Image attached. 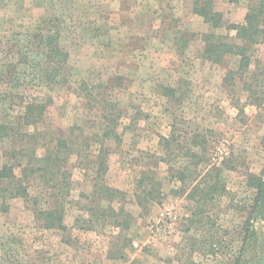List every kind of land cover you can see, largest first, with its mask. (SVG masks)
<instances>
[{
  "label": "rangeland",
  "instance_id": "374dc122",
  "mask_svg": "<svg viewBox=\"0 0 264 264\" xmlns=\"http://www.w3.org/2000/svg\"><path fill=\"white\" fill-rule=\"evenodd\" d=\"M194 1L0 0V135L12 129L0 136V165L16 162L9 153L19 155L24 134L92 137L110 105L111 118L121 114L120 140H105L104 179L122 192L123 200L111 204L131 216L122 233L106 222L109 210L96 215L105 221L94 218L85 229L96 204L92 171L79 164L95 160L94 152L72 153L64 229L46 228L26 199L0 198V264H264V205L259 199L255 207L250 185V176L264 178V42L249 45L248 67L228 81L239 57L214 63L203 52L210 33L237 42L227 26L243 21L258 0H212L222 14L216 28L193 12ZM54 44L62 56L49 61ZM164 86L176 89L174 98ZM31 98H51L36 127L20 123ZM173 121L178 146L170 168L159 160L158 136H168ZM199 136L207 145L203 173L224 185L204 205L187 198L190 184L181 193L174 172ZM143 171L161 182V198L145 209L135 199Z\"/></svg>",
  "mask_w": 264,
  "mask_h": 264
},
{
  "label": "trees",
  "instance_id": "16d2710c",
  "mask_svg": "<svg viewBox=\"0 0 264 264\" xmlns=\"http://www.w3.org/2000/svg\"><path fill=\"white\" fill-rule=\"evenodd\" d=\"M192 10L197 15H200L204 22L210 24L216 28L221 25L222 14L214 9L212 0H195ZM227 29L235 32V38L237 42H229L226 39L229 34H213L210 33L204 39V55L205 57L214 62L220 63L224 56H237L239 57L238 67L236 69L231 68L227 71L223 80H230L234 74H237L239 70L244 71L250 61L246 56V51L251 44L264 42V0H258L254 5H250L245 13L243 21L238 23H232L227 26ZM49 43L56 40L55 38L48 37ZM48 52L46 57L51 61L53 54H59L62 56L61 50L56 44L47 47ZM63 59V58H61ZM60 59V60H61ZM65 62V59H64ZM61 62H59L60 64ZM241 71V72H242ZM56 75H60L58 72ZM47 79V77H45ZM163 94L165 96H172L176 94V89L169 86L162 87ZM247 89H249L247 87ZM254 92V90H249ZM48 101H39L36 98H31L25 101L24 110L22 112L20 123L23 126L32 125L34 127L44 123V113L46 112ZM104 104V108H107ZM109 109L103 112L101 125L99 131H96L92 137H86L84 133L80 136H73L71 134H61L56 137L49 136L47 139H40L39 134L30 133L24 134V144L19 150H11L10 155L14 156L16 162L3 163L0 165V198L15 199L23 198L29 201L33 215L41 219L44 226L48 229H64L63 217L65 215L67 204L69 203V196L72 190V178L71 172L68 168L69 156L72 153H82L84 149H93L95 160H89L83 165V169L91 170V195L95 208H90L88 211L89 218L86 219L85 229H91L94 227L95 221H105L119 227L120 232L128 229L130 225V213H128L122 206H113L112 201H122V192L107 185L104 179L105 172L107 170V157L110 149L107 146L106 139L120 140L119 135L116 132L118 126L119 116L111 118L108 114ZM0 127H4L0 125ZM12 133V129H9L7 133L3 132V136L8 137ZM0 135V136H2ZM192 144V148H187L184 151V159L181 164L177 165L174 172L175 177L183 184L181 193L186 191V185L190 184V189L187 192L188 199H194L198 204L204 205L208 198L212 195L221 194L224 190V185L219 182L217 174L213 176L203 173L205 164L207 161L206 152L207 145L203 136L198 137ZM196 138V139H198ZM40 139L43 147L42 152L38 155L35 152V147ZM174 140H177L176 126L174 121L171 123V130L168 136L159 135L158 145L162 150V154L159 157L160 161L169 164L170 168H174L171 163V155L176 156L174 153L177 150L178 144L174 145ZM27 142V143H26ZM30 143V146L28 145ZM196 148L197 150H195ZM19 156V157H18ZM88 156V155H87ZM18 157V158H17ZM88 163L91 165L86 166ZM86 166V167H85ZM96 166V168H94ZM201 176V181L192 185L193 181ZM250 185L256 189V197L254 200L255 207L261 200L264 205V178L262 176L255 177L250 176ZM137 192L135 193L136 204L139 207L146 208L150 202L157 201L161 198V182L155 178V175L151 173L141 172V175L136 180ZM34 188L37 192H30V189ZM105 202L106 204H103ZM92 205L94 204L91 202ZM113 203V202H112ZM109 210L110 215L107 217L104 215V211ZM254 211V209H253ZM104 215V219L96 217V215ZM81 227L82 224H81ZM247 233L249 232L247 228ZM124 254H121V258ZM119 257V258H120ZM187 264H198L193 260H188Z\"/></svg>",
  "mask_w": 264,
  "mask_h": 264
}]
</instances>
